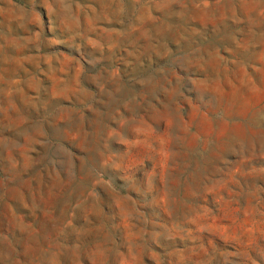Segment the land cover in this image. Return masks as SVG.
Segmentation results:
<instances>
[{"label":"rangeland","instance_id":"obj_1","mask_svg":"<svg viewBox=\"0 0 264 264\" xmlns=\"http://www.w3.org/2000/svg\"><path fill=\"white\" fill-rule=\"evenodd\" d=\"M0 264H264V0H0Z\"/></svg>","mask_w":264,"mask_h":264}]
</instances>
